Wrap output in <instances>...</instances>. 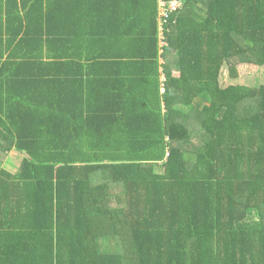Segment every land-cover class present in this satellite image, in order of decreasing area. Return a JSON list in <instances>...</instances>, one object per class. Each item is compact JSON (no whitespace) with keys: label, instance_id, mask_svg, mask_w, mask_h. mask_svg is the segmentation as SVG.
I'll return each instance as SVG.
<instances>
[{"label":"trees","instance_id":"1","mask_svg":"<svg viewBox=\"0 0 264 264\" xmlns=\"http://www.w3.org/2000/svg\"><path fill=\"white\" fill-rule=\"evenodd\" d=\"M163 1L0 0V264H264V0Z\"/></svg>","mask_w":264,"mask_h":264},{"label":"rangeland","instance_id":"2","mask_svg":"<svg viewBox=\"0 0 264 264\" xmlns=\"http://www.w3.org/2000/svg\"><path fill=\"white\" fill-rule=\"evenodd\" d=\"M162 0H159V4ZM160 11L162 12V6L160 5ZM164 28H159V41L161 48L164 47ZM176 77H179L177 74ZM220 83L223 88L231 86H240L246 88H260L264 86V68H258L255 66L239 65L234 71H230V68L226 66L223 69L220 78ZM25 157L17 151H12L3 161L2 169L12 175L19 172L22 161Z\"/></svg>","mask_w":264,"mask_h":264},{"label":"crops","instance_id":"3","mask_svg":"<svg viewBox=\"0 0 264 264\" xmlns=\"http://www.w3.org/2000/svg\"><path fill=\"white\" fill-rule=\"evenodd\" d=\"M103 10L104 8L102 9V11ZM105 11L106 12L103 11V17H101L100 14H98V11L93 6H89L88 11L86 12L87 15L83 19L85 27L83 26V24H81L80 21H78L77 16H75L74 24L71 26L74 28H94V26H96L97 28H114L110 22H107L106 20H104L105 18L107 19L111 17L112 14L110 12V9L107 8V10L105 9ZM98 15H99V18H97V21H95V17ZM161 28H162V24H161Z\"/></svg>","mask_w":264,"mask_h":264},{"label":"built area","instance_id":"4","mask_svg":"<svg viewBox=\"0 0 264 264\" xmlns=\"http://www.w3.org/2000/svg\"><path fill=\"white\" fill-rule=\"evenodd\" d=\"M160 5L162 6L161 19H162V24H163V19L168 18L169 13L171 11H176L181 4L179 2H176V1H173L172 3L169 4V3L162 0ZM164 45L167 46L166 40H164Z\"/></svg>","mask_w":264,"mask_h":264},{"label":"clouds","instance_id":"5","mask_svg":"<svg viewBox=\"0 0 264 264\" xmlns=\"http://www.w3.org/2000/svg\"><path fill=\"white\" fill-rule=\"evenodd\" d=\"M163 79L165 80V77H163ZM164 80H163V81H164Z\"/></svg>","mask_w":264,"mask_h":264}]
</instances>
